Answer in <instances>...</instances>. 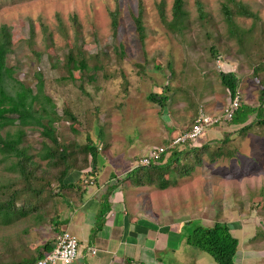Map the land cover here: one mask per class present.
Wrapping results in <instances>:
<instances>
[{
  "label": "rangeland",
  "instance_id": "374dc122",
  "mask_svg": "<svg viewBox=\"0 0 264 264\" xmlns=\"http://www.w3.org/2000/svg\"><path fill=\"white\" fill-rule=\"evenodd\" d=\"M195 1L202 5L207 26L197 18ZM232 2L246 8L254 18L241 16L235 6L227 3L233 25L227 28L221 13L224 0H182L187 28L176 34L165 27L171 20L173 0H0V27H5L13 45L6 64L17 66L14 77L29 86H34L33 72L41 71L46 76L42 94L50 98L56 116L61 117L64 107L74 112V133L68 131V122H52L64 143L82 144L86 133L94 141L98 126H102L100 147L104 146V151L103 158L97 161L95 177L101 185L109 178V171L112 177L115 171L122 179L137 157L181 136L198 115L211 119L221 116L229 98L216 78L218 73L231 72L238 79L239 105L257 107L264 66L256 75L252 69L264 62V0ZM158 10L163 12L164 23ZM113 12L117 16L115 30L111 25ZM134 18L143 27L141 41ZM72 20L78 23L76 34L70 26ZM28 22L32 24L31 33ZM48 38L51 45L46 43ZM210 46L215 57L209 54ZM68 50L74 60L82 58L89 66L94 64V56L99 57V68L88 72L90 81L77 71L73 73L75 82L55 81L64 72L51 71L43 63L45 55L48 64L56 57L60 66ZM31 51L45 55L35 62ZM169 62L172 74L167 80ZM163 87L168 100L159 110L146 96L161 93ZM253 116L247 118L246 124ZM243 125L218 123L207 135L205 132L189 143L199 145L209 138L217 141L227 137L229 142L222 145L225 153H232L230 157L209 162L201 156V166L178 177L173 186L162 191L148 186L138 189L135 203L150 216L153 237L165 234L164 238L159 235V246L152 249L153 264H215L208 255L185 246L182 240L196 224L209 227L215 222L226 225L237 240L236 264H264V128L255 125L243 135L239 131ZM16 128V123L1 128L0 137L5 138ZM36 129H25L27 136L22 144L27 146L26 153L32 155L33 162L37 161L42 140L40 129ZM11 161L14 162L0 155V184L18 182L17 173L10 170ZM82 174L71 170L64 183H74V177L78 179ZM135 195L128 192L126 196ZM26 214L8 224L0 218V264L14 263L19 257L21 261L51 239L48 217L38 222L42 211Z\"/></svg>",
  "mask_w": 264,
  "mask_h": 264
},
{
  "label": "trees",
  "instance_id": "16d2710c",
  "mask_svg": "<svg viewBox=\"0 0 264 264\" xmlns=\"http://www.w3.org/2000/svg\"><path fill=\"white\" fill-rule=\"evenodd\" d=\"M225 3L221 4V13L223 16V22L226 27H232V21L230 20V11L228 10L227 3L232 4L238 9L243 17L254 16L248 12V10L239 4L232 2V0H224ZM182 0H173L171 7V20L166 23L165 27L172 33L180 34L182 29L187 28L185 23V12L182 7ZM196 10L198 13L199 21L206 22V15L202 12V5L198 1H195ZM159 11V17L164 23L163 12ZM111 25L115 30L117 24V16L113 12L111 13ZM135 31L140 39L144 35L143 27L138 18L133 19ZM208 25L206 22L205 26ZM71 29L74 34L77 33L78 23L74 20L71 22ZM229 28V30H230ZM29 32H32V24L28 22ZM230 32V31H229ZM46 43L51 45V40L48 38ZM239 43L241 41L239 40ZM13 45L10 44L9 38L5 27H0V129L17 124V128L12 134H5V138L0 137V155L7 158H12L14 162L10 164V170L14 171L18 175V182H7L6 184H0V218L5 220V223H10L13 218H22L28 216L26 213L29 211H42V216L38 217V222L46 221L49 223V227L52 231L51 239L47 240L39 247L33 255L28 257H20L12 261L10 264H35L37 260L41 259L44 254L49 252L52 245L55 243V239L62 233L58 230L59 220L58 213L55 212L58 208L59 202L66 204V199L73 196L74 192L81 193L84 190L82 181L79 179L73 181L74 183H64L65 176L69 171H77V173H83L86 180H90L97 174V161L99 157H102V147H100L103 140H101L102 130L101 125L97 128L96 140L91 141L88 134L84 136L82 144L74 141L63 142L59 134L55 133V129L52 127V122H56L61 119L68 122L69 132L74 133L73 125L77 123L76 115L69 108L64 107L61 110V117L56 116L55 107L52 104L49 97L42 94L43 83L45 75L41 71H34L32 79L34 86L24 84L23 81L17 80L14 76L17 74V66H7L6 56L11 53ZM119 54H122V50L118 49ZM211 57H215L216 54L213 51V47L208 48ZM68 52V53H67ZM66 52V59L62 65H58L57 58L54 57L53 62H47V55L31 51L35 62L42 60V56L45 55L46 59L43 62L46 66L50 67L51 71L56 69H62L64 76L55 78V81L61 84L65 82H75L73 73L78 72L82 76L86 77L88 81L91 80L89 71H95L99 68V57L94 56V64L89 66L88 62L82 58L74 60L70 55L69 50ZM171 62V61H170ZM167 63V69L172 74V65ZM264 66V62L259 64V67L252 69V73L256 75L260 66ZM35 67V65H34ZM219 80V84L222 86L228 96L229 102L235 97L238 99V105L229 121L219 120L217 123L210 126L207 132L218 123L230 124V125H243L239 131L243 135L247 134L255 125L264 128V77L259 80L262 89L259 91L257 97V107L250 108L243 105H239V94L236 91L238 85V79L231 72H220L216 75ZM83 77L79 79L81 81ZM80 89V86H79ZM164 87L161 93L153 94L149 93L146 96V100L158 107L159 110H163L166 106L168 97L164 95ZM228 102V103H229ZM227 103V105H228ZM35 105L37 107L35 108ZM226 105V107H227ZM225 107V108H226ZM251 115L253 120L246 124L247 118ZM97 116V115H96ZM26 128H37L40 141V148L36 152L37 161H31V156L26 153L27 149L24 147L23 140L27 136L25 132ZM36 129V130H37ZM210 135V134H209ZM190 140H186L182 143H177L170 146L171 142H165L162 145H156L145 153L135 159V165L132 169L124 174L121 180V184H127L129 188L142 189L143 186L154 187L159 191L165 190L168 186H173L178 177H184L190 174V172L197 166H201V156H205L209 162H213L220 157H230L232 153H225L222 144L228 143L229 139L225 137L223 140L214 141L208 139L207 142L199 145L189 146ZM192 142H195L194 140ZM212 145H215L212 147ZM158 147L164 148V151L160 153L157 160L150 157V153L157 150ZM103 158V157H102ZM2 158L1 161H4ZM142 159H147L148 164L141 165ZM41 163L43 167L40 166ZM93 179V178H92ZM135 179V183H133ZM16 182V183H15ZM119 183V182H117ZM20 184V187L15 185ZM21 209V210H20ZM27 211V212H26ZM107 208L103 209L106 212ZM101 212V213H103ZM31 218H35V215H29ZM44 216L48 218L44 220ZM99 226H96L94 231L98 230ZM167 232V231H165ZM165 235V234H163ZM183 244L198 252L208 255L215 264H236L234 257L237 253V240L233 238L228 230V227L224 224L217 222L213 223L209 227H204L196 224L187 231V234L182 237ZM168 245V243H167ZM160 260V259H159ZM158 260V261H159Z\"/></svg>",
  "mask_w": 264,
  "mask_h": 264
},
{
  "label": "crops",
  "instance_id": "0c3cea01",
  "mask_svg": "<svg viewBox=\"0 0 264 264\" xmlns=\"http://www.w3.org/2000/svg\"><path fill=\"white\" fill-rule=\"evenodd\" d=\"M116 175L114 171L112 177V171H109V178L100 185L96 174L92 177L93 185L85 186L82 194L74 192L66 199V204L59 202L55 211L59 214L58 230L74 236L78 244V257L72 264L154 263L152 249L158 248L157 240L164 236L158 233L153 237L155 229L148 219L150 216L146 211L141 212L144 209L139 210L135 203L138 189L131 191L132 188L124 187L120 183L122 179ZM78 179L86 177L82 174ZM128 192L136 195L127 198ZM122 196L126 197L123 199ZM104 208H107L106 212H103ZM96 226H99L98 230L94 231Z\"/></svg>",
  "mask_w": 264,
  "mask_h": 264
},
{
  "label": "built area",
  "instance_id": "2783aa9c",
  "mask_svg": "<svg viewBox=\"0 0 264 264\" xmlns=\"http://www.w3.org/2000/svg\"><path fill=\"white\" fill-rule=\"evenodd\" d=\"M238 105V99L235 97L231 102L228 103L227 107L222 111L221 116L211 119L200 114L192 123L190 129L183 133L181 136L174 139L170 146H173L177 143H182L186 140H195L199 136H201L208 127L217 123L219 120L229 121L233 111L236 110ZM164 151V148L158 147L156 151L150 153V157L154 160H157L160 153ZM141 165L148 164L147 159H142L140 162ZM83 183H87L91 185L90 181H83ZM77 249L78 244L77 240L74 236L70 235L66 231H62L60 235H58L55 239V243L52 245V248L49 252L43 255V257L35 264H72V262L77 257ZM93 254V251H90Z\"/></svg>",
  "mask_w": 264,
  "mask_h": 264
},
{
  "label": "clouds",
  "instance_id": "9594fccd",
  "mask_svg": "<svg viewBox=\"0 0 264 264\" xmlns=\"http://www.w3.org/2000/svg\"><path fill=\"white\" fill-rule=\"evenodd\" d=\"M198 116H199V115H198ZM198 116H197V117H198ZM191 125H192V124H191ZM191 125H190V127H191ZM190 127H189L187 130L183 131V133H185L186 131H188V130L190 129ZM208 128H210V127H208ZM208 128H207V129H208ZM207 129H206V131H207ZM206 131H205V132H206ZM205 132H204V133H205ZM183 133H182V134H183ZM204 133H203V134H204ZM182 134H181V135H182ZM198 138H199V137H198ZM192 141H193V140H191V142H192ZM194 141H197V138H196ZM83 181H90V182H92L93 179H92V178H91L90 180L82 179V182H83ZM84 185H86V186H92L93 184L88 185L87 183H84Z\"/></svg>",
  "mask_w": 264,
  "mask_h": 264
}]
</instances>
